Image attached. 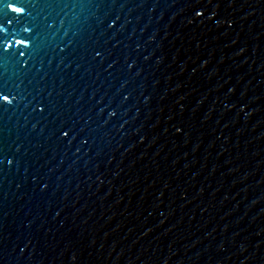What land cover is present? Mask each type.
<instances>
[{
  "label": "water",
  "instance_id": "water-1",
  "mask_svg": "<svg viewBox=\"0 0 264 264\" xmlns=\"http://www.w3.org/2000/svg\"><path fill=\"white\" fill-rule=\"evenodd\" d=\"M0 264H264V0H0Z\"/></svg>",
  "mask_w": 264,
  "mask_h": 264
}]
</instances>
